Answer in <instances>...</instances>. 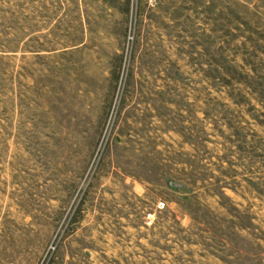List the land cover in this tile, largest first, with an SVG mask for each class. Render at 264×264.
Listing matches in <instances>:
<instances>
[{
    "label": "rangeland",
    "instance_id": "374dc122",
    "mask_svg": "<svg viewBox=\"0 0 264 264\" xmlns=\"http://www.w3.org/2000/svg\"><path fill=\"white\" fill-rule=\"evenodd\" d=\"M0 264H264V0H0Z\"/></svg>",
    "mask_w": 264,
    "mask_h": 264
}]
</instances>
